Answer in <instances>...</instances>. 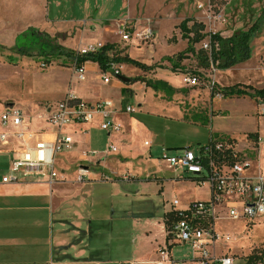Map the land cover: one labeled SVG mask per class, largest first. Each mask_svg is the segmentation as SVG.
Returning <instances> with one entry per match:
<instances>
[{"label": "crops", "instance_id": "obj_1", "mask_svg": "<svg viewBox=\"0 0 264 264\" xmlns=\"http://www.w3.org/2000/svg\"><path fill=\"white\" fill-rule=\"evenodd\" d=\"M126 9L128 10L127 15L122 16L123 11ZM45 11L47 20L42 27L31 25L26 29L35 27L52 36L58 35L59 42L62 45L61 37L63 36L68 35L69 39L72 36H77L82 42L85 35L93 32L92 36H95V39L91 40L89 38L91 42L86 44L80 42L79 50L84 49L89 44H107L109 42L120 44L125 42L118 35V28L123 24L129 23L137 31L143 27L140 25L139 20L135 21L131 15V0H45ZM149 28L151 27L149 26ZM24 30L15 35L12 44L0 43L8 47L13 46L17 35ZM171 32L172 30H170ZM222 35L230 36L231 34ZM257 37L252 41L253 51L248 61L226 70L216 71L214 78L218 85L221 87L235 85L240 83L237 81V76L251 74L250 66L253 57L256 58L257 55L254 43ZM125 44L128 45V42H125ZM121 56H124L123 53ZM23 58L32 59L27 57L21 59ZM168 58L174 57L168 56L167 60L165 59V62L172 67ZM165 62L158 60L143 63L148 66H159ZM196 63L198 65L197 61ZM125 64H118L117 67H119L120 73L130 81L120 79L116 82V88L119 91L118 94H120V98L117 100L111 95L103 96L86 92L85 87L73 88L71 82L66 80L58 92L60 96L53 99L55 101L41 99L21 107L19 106L21 102L18 100L15 103L2 105L0 115L7 107L15 106L23 112L24 122L18 128H8L7 143L0 140V264H159L162 260L160 252L164 249H168L173 259L181 261L183 264H193L191 246L192 258L190 260L174 257L173 247L175 245L189 244L176 243L170 239L165 222V213L171 211L172 206L169 210L164 211L163 217H134L130 206L132 199H134L132 193L121 190L120 187L115 192V196L104 197L93 190L95 185L104 182H112L119 187L121 183L118 180H130L132 172L135 171V169H132V165L129 164L130 153L124 150V147L129 144L128 139L132 126L135 127L136 123L139 124L136 118L129 116V114L136 111L135 108V111L131 113L118 111L113 114L114 122L118 127L107 131L108 137L105 141L103 140L102 144L95 142L93 136L94 131H105L99 126L102 119L100 115H96L92 122L74 123L65 126L62 129L63 133L71 136L73 141L55 156V168L61 178L59 181L49 183L43 180H33L32 178L24 179L18 183L2 181V178L9 174L6 170L10 172V162L15 152L20 153L34 149L39 142H54L57 139V129L46 119L47 106L63 101L68 96H75L87 102L112 100L118 110L124 109L127 106L123 103L125 94L132 96L134 92H147L149 90L143 81L133 83L141 75L142 78L153 81H165L174 89L172 93L158 89L155 90L156 95L165 97V94L168 93L175 94L174 97H184L186 99L185 96L181 95L180 89L182 87H174L171 82L173 79L170 76L161 75L158 67L141 73L134 69H132V73L130 71L125 73L124 69H129ZM92 67L101 73L100 77L102 79L103 73L96 62H87L85 73ZM64 68H67L68 72L71 73L72 69L69 67L55 66L51 67L42 76L47 77L50 74L52 75L53 72L64 70ZM185 69L183 61H181L176 70L183 71ZM199 69L201 71L203 68ZM67 79H69V76ZM56 84L57 82H52L49 87H55ZM203 88L202 101L205 106L199 114H207V111L210 110L215 116L211 114L207 125H202V120L195 122L190 118L186 119L187 115L192 117L194 114L185 113L179 107L178 119L186 122L188 120L190 123L200 126H210L208 141L212 136L221 135L233 136L239 141L240 138L247 139L249 134L259 133L257 126H253L247 121L235 124L233 118L238 115L242 116L243 119L251 116L253 120L258 122L257 116L260 118L259 110L262 100L252 98L249 95L238 98L245 101V103H247L246 101L251 102L253 107L247 110L237 109L234 108L235 106L233 107L234 103L237 102L235 99L213 96L208 88ZM144 105V103L139 105L142 108L139 109L138 115L146 114L144 113ZM228 109H231L232 113H226ZM215 110L225 112L218 114L214 113ZM215 121L216 127L214 129L212 124ZM2 131L3 128L0 124V132ZM16 131H22L23 136L16 137L14 135ZM146 142L148 141H145L146 146L151 145L150 143L147 145ZM207 142L195 143L193 147ZM112 144L117 147V152H107L108 147ZM101 147L103 149H100ZM92 152H95V154H92ZM120 158L127 160L124 167H119L121 165L118 162L121 161ZM142 159L143 157H141V161ZM142 163L137 165L140 172L146 169L148 172L154 171L153 167H145V164ZM117 167L120 169L118 170ZM172 171L174 173L172 179L193 183V191L196 194H194V198L192 197L193 199H191V195H186L185 197L188 198L185 203L191 200H202L198 199L199 189H205L209 197L206 188L198 187L191 180L177 178L179 174L173 169ZM81 172L84 174L82 178ZM180 191L183 193V189L180 188ZM174 198L179 197L175 196ZM103 206L106 207L105 211ZM100 222H104L105 225L109 226L107 232L103 230L104 225ZM126 226H129V235H125L124 231H121ZM102 234H106L105 238H100ZM225 246L222 245L218 248V252L228 255Z\"/></svg>", "mask_w": 264, "mask_h": 264}, {"label": "rangeland", "instance_id": "obj_2", "mask_svg": "<svg viewBox=\"0 0 264 264\" xmlns=\"http://www.w3.org/2000/svg\"><path fill=\"white\" fill-rule=\"evenodd\" d=\"M32 2L35 6L32 5ZM262 8H264V0H131V15L135 21L139 20L140 25L143 26L138 31L150 26L154 36L149 40L140 41L135 39L128 41V45L125 42L118 43L116 49L119 50L121 55L123 53V55H128L131 59L141 63L158 60L165 62L168 56H173L177 60L178 54L188 46L187 40L182 39L181 31L178 28L184 19L190 18L193 21L203 22L206 26L205 32H220L224 35H230L238 29L249 28L260 15ZM127 12V9L124 10L122 16H126ZM46 20L45 0H0V42L10 45L17 33L31 25L42 27ZM193 21H190L189 25H192ZM128 26L131 27L129 23ZM170 30H172L171 33ZM92 34L85 35L82 42L77 36H72L69 39L68 35L61 37V41L63 45L79 50L80 42L86 44L95 39ZM205 43L206 40L196 44V49H200ZM254 43L257 55L256 58L253 57L250 66L252 75L237 76V81L241 84H249L254 88H263L264 28L254 40ZM182 61L186 68L183 71L174 70L166 62L156 67H158L161 75L170 76L173 79V81L170 80L174 87H182L180 89L181 95L185 96L186 99L184 97H174L175 94L168 93L165 94V97L163 95L161 97L156 95V89L150 86H147L149 88L147 92L137 91L132 96L125 94L123 98L124 105H130L136 109L129 116L136 118L139 122L138 125L136 123L135 127L132 126V131L129 133V144L124 147V150L130 153L129 164L132 165V169H135V171L132 172L130 180H118L121 183L119 187L112 182H104L93 187L95 193H99L104 197L115 196V192L120 187L121 190L132 193L134 199H132L130 206L134 217H163L164 211L171 208L175 196H178L181 200L179 206L184 207L188 198L185 196L191 195V199H193L194 194H196L193 191V183L172 179L174 173L163 157L164 155L176 154L182 147H193L195 143L208 141L210 126L196 125L188 120L186 122L178 119L177 115L180 113L179 107L183 112L190 114H199L203 110L205 106L202 101L203 87L209 89V86L207 87L208 80L214 78L218 69L214 70L211 67L204 70L201 68V74L207 80L206 86L203 84V79H200L199 84L189 85L183 81V72L190 71L193 73L198 70L197 56L190 53ZM125 65L129 68L124 69L125 73L129 71L132 73V69L139 73L144 71L131 62H127ZM55 66L69 67L72 71L69 73L67 68H64V70L53 72L52 75L50 74L47 77L42 76L51 67ZM85 75L87 78L80 80L79 74H77L71 61L59 59L53 61L50 66H45L40 60L23 58L17 64H12L6 62L4 58H0V111L2 105L15 103L18 100L21 102L19 103L21 107L41 99L55 101L53 99L60 96L58 92L66 80L71 82L73 88L85 87L86 92L92 94L111 95V97L116 98L115 100L120 98L119 91L116 88V82L120 78L110 75L111 82L104 83L100 77L101 73L93 67L89 68ZM68 76L69 79H67ZM139 78H141V75L133 83L142 81ZM52 82H57L55 87H49ZM218 86L222 88L220 85ZM247 96H228L227 98L237 101L233 105L234 108L247 110L253 107L252 103L248 101L245 103L242 99H238ZM142 103L145 104L144 113L146 114L138 115L139 109L142 108L139 105ZM207 105L209 106V103ZM224 112L215 110L214 113L222 114ZM226 113H232V110L228 109ZM210 117L211 111L208 110L207 118ZM189 118L190 116L187 115V119ZM245 118L243 119L242 116L238 115L233 118V122L238 124L241 121H247L253 126H257L260 135L264 136V122L261 117L257 116L258 122L253 120L251 116ZM215 123L216 121L212 124L214 129L216 127ZM93 136L95 142L102 144L107 139L108 133L107 131H94ZM250 139L254 138L248 137L249 143L251 142ZM145 141H148L151 145L146 146ZM238 142L240 148L246 147L245 138H240ZM102 147L100 149H103ZM246 152L253 160L258 157L257 153L250 149ZM262 155H264V147H262ZM141 157H143L142 161ZM118 162L121 163L119 167H124L127 160L121 159ZM141 162L145 164V167H153L154 171L148 172L146 169L140 172L137 165H141ZM129 164L128 166L131 168ZM260 165L263 167L264 162H261ZM119 167H117L118 170ZM255 168L258 169V166ZM6 171L10 173L9 170ZM138 174L140 175L138 176ZM133 177L134 179H132ZM180 188L183 189V193H181ZM199 190L198 199H206L208 197L206 190ZM103 210L105 211L106 207ZM102 224L104 225L103 230L107 232L109 226L105 225L104 222ZM217 230L230 232L235 236V241L225 246L228 255L234 258L233 264H246L245 258L251 254L261 256L256 264H264L262 260L264 258V216L257 218L248 230H245L244 222L232 220L217 222ZM121 231H124L125 235H129V226L124 227ZM105 236L106 234H102L100 238H105ZM173 253L177 259L190 260L192 258L190 245H175Z\"/></svg>", "mask_w": 264, "mask_h": 264}, {"label": "built area", "instance_id": "obj_3", "mask_svg": "<svg viewBox=\"0 0 264 264\" xmlns=\"http://www.w3.org/2000/svg\"><path fill=\"white\" fill-rule=\"evenodd\" d=\"M122 41L149 40L154 36L151 28L137 31L128 24L118 28ZM104 44H89L81 52L94 51ZM207 45L205 44L204 47ZM212 68L216 70L213 66ZM79 79H85V66L75 68ZM113 70V69H112ZM119 74V67L113 70ZM110 71L103 73L104 83L111 80ZM183 81L189 85L199 84V79L190 73L183 72ZM211 94L223 96L221 88L214 78L208 80ZM68 96L65 100L47 106L46 119L57 129V139L54 142H39L34 149L15 152L10 162V173L2 178L3 182L18 183L24 179L43 180L49 183L59 181L60 174L55 168V156L67 148L73 141L71 136L63 133L62 129L74 123H88L96 115L101 116L99 126L105 131L118 127L113 114L118 111L131 113L135 109L127 105L118 110L112 100H98L87 102ZM260 105L259 116L264 122V100ZM24 122L23 112L15 107H7L0 115V140L8 142V128L20 127ZM18 138L23 132L16 131ZM250 137L249 135L247 138ZM251 138V137H250ZM251 142L246 139V147L240 148L237 138L228 135L214 137L204 144L194 147H183L174 155H164L166 164L176 171L177 178L193 181L198 187L206 188L209 197L202 200H191L184 207H180V199L172 200L171 211L178 217L168 232L170 239L176 243L189 244L193 250V264H233L234 258L218 252L222 245H229L235 241L230 232L217 230L219 221H242L248 230L254 221L264 216V162L262 147L264 136L255 133ZM149 145V142H146ZM250 144V145H248ZM257 153L253 160L246 150ZM107 152H117L115 145H110ZM95 154V152H92ZM258 166V169L255 167ZM84 176L81 172V178ZM162 260L159 264H183L171 257L168 249L161 250Z\"/></svg>", "mask_w": 264, "mask_h": 264}, {"label": "trees", "instance_id": "obj_4", "mask_svg": "<svg viewBox=\"0 0 264 264\" xmlns=\"http://www.w3.org/2000/svg\"><path fill=\"white\" fill-rule=\"evenodd\" d=\"M190 21L193 20L186 18L178 26L182 39H186L188 42L187 48L178 54L177 60L175 58H168V60L171 62L172 68L176 70L180 66V61L187 58L188 54H196L198 70L193 73L190 71L185 72L197 77L199 82L200 79H203V84L206 86L207 80L203 78L199 68L210 69L213 66L218 70H226L251 58L253 51L252 41L264 28V8L261 9L260 15L249 28L238 29L230 36H223L220 32H205L206 26L203 22L193 21V24L189 25ZM205 40L207 46L196 49L195 45ZM22 57L40 60L45 66H49L53 61L59 59L71 61L75 68H81L91 61L98 63L102 73L114 70L118 64L127 62L137 65L144 71H149L156 67L133 60L128 55L121 56L119 50L116 49V44L107 43L97 50L86 52L67 48L59 42L58 35L52 36L35 27H30L18 34L13 46L8 47L0 43V58H4L6 62L17 64ZM119 77H123L120 72ZM139 79L156 90L174 92V89L165 81H153L144 77ZM125 81L128 82L130 80ZM221 91L224 97L249 95L252 98L264 100V87L254 88L251 85L238 83L222 87ZM75 99L80 100L77 97ZM190 119L195 122L202 120V125H207L209 121L205 113L194 114ZM249 136L253 137L254 134H249ZM177 218L174 211L165 213L168 232ZM260 258L261 256L251 254L245 258L246 264H256ZM262 260L264 262V258Z\"/></svg>", "mask_w": 264, "mask_h": 264}, {"label": "water", "instance_id": "obj_5", "mask_svg": "<svg viewBox=\"0 0 264 264\" xmlns=\"http://www.w3.org/2000/svg\"><path fill=\"white\" fill-rule=\"evenodd\" d=\"M110 72L113 73V74H115V72L113 70H110ZM115 76L118 77V78H120V79H122V80H124V81L127 80V78H125L124 76L123 77H119V74H115ZM262 102L263 101H261V103Z\"/></svg>", "mask_w": 264, "mask_h": 264}]
</instances>
